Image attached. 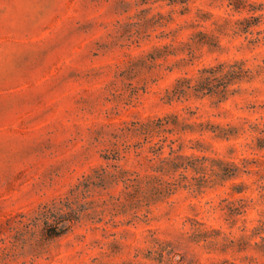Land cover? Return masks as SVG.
<instances>
[{
    "label": "rangeland",
    "instance_id": "rangeland-1",
    "mask_svg": "<svg viewBox=\"0 0 264 264\" xmlns=\"http://www.w3.org/2000/svg\"><path fill=\"white\" fill-rule=\"evenodd\" d=\"M0 264H264V0H0Z\"/></svg>",
    "mask_w": 264,
    "mask_h": 264
},
{
    "label": "trees",
    "instance_id": "trees-1",
    "mask_svg": "<svg viewBox=\"0 0 264 264\" xmlns=\"http://www.w3.org/2000/svg\"><path fill=\"white\" fill-rule=\"evenodd\" d=\"M214 72L215 71H211V75L209 76L205 75V73H208V71L203 72V75L201 76L202 82L210 80ZM241 73L242 70H238L233 67L231 70L226 72V76L230 79V81H233L234 79L239 78L240 76L238 75H241ZM183 93H185L183 90H180V92L175 91L174 94L170 96V101H174L177 95H182ZM167 124L168 121L166 119H159L151 125L163 129ZM151 125H147V127H150ZM234 175L235 174H233L232 176ZM98 178L101 180L103 185H106V181L103 175L98 176ZM124 181L129 185V187H132L135 185L137 179L127 178ZM76 190H73L70 196L62 198L60 200H54L51 204H47L42 207L40 215L42 217L46 216L48 219L46 223L52 226V237H59L66 234L75 226L77 222L82 219V210L76 208V203L73 201V196Z\"/></svg>",
    "mask_w": 264,
    "mask_h": 264
}]
</instances>
